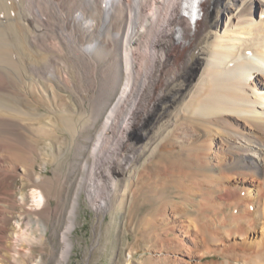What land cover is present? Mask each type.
<instances>
[{
    "label": "bare ground",
    "instance_id": "bare-ground-1",
    "mask_svg": "<svg viewBox=\"0 0 264 264\" xmlns=\"http://www.w3.org/2000/svg\"><path fill=\"white\" fill-rule=\"evenodd\" d=\"M223 1L204 0L195 22L184 9L187 0L0 1L8 12V39H0V50L8 51V62L0 59V131L17 136L30 122L48 125L46 134L54 144L57 126L70 133L73 116L56 105L61 94L48 84L52 79L67 86L70 78L73 90L98 100L113 97L91 159L83 165L82 190L94 211L129 212L139 192L136 163L165 129L192 135L205 121L214 125L222 119L237 149L256 154V161L243 155L228 164L222 154L226 142L213 144L216 134H210L208 142L217 148L201 152L209 172L167 195L149 213L148 225L179 231L175 240L159 232L154 246L183 249L186 258L174 259L181 264H264V139L254 141L250 132L247 137L241 132L242 119L264 129V0ZM42 101L46 112L32 108ZM132 144L139 148L137 155L118 177L113 166ZM9 148L8 155L0 154V202L26 176L42 190L33 193L40 205L42 195L55 189L54 180L28 173L25 157ZM100 189L104 195L99 198ZM79 196L77 192L72 200L61 233L58 264H66L72 251ZM1 206L0 264L11 258L25 264L22 256L31 250L20 241H27L26 236L10 248V216ZM45 211H55L47 201Z\"/></svg>",
    "mask_w": 264,
    "mask_h": 264
},
{
    "label": "rangeland",
    "instance_id": "rangeland-1",
    "mask_svg": "<svg viewBox=\"0 0 264 264\" xmlns=\"http://www.w3.org/2000/svg\"><path fill=\"white\" fill-rule=\"evenodd\" d=\"M207 2L208 0H206ZM223 2L227 3L228 0ZM6 21H8V12L3 11L0 6V30L3 29L0 31V39L2 35L8 39V22ZM7 52L0 50V59L2 60L4 57L3 59L8 62ZM67 80L69 81H67V86L63 85L60 79L57 78L52 79L48 84L52 85L51 87L54 89L56 88L57 90H55L61 94L59 102L58 99L56 101V105L61 104L62 110L69 111L73 116V119L71 118V136L68 128L57 126L58 137L57 140L55 139L54 144L48 134H46L50 126H42L44 130L41 125L33 122H30L32 124L28 123L27 129L25 128L17 136L9 134L8 129L2 130L3 132L0 131V149L2 148L0 154L8 155L9 144V150L18 152L22 154V157H25L28 173L33 176L50 177L54 180L55 185V189L49 195H42V203L37 205L35 202L37 198H35L36 196L33 193L36 191L40 192L41 189L35 188L32 181L28 177L23 176L16 180L14 192L9 195V198L6 197L1 200L0 205H2L3 211H6L10 216L7 222L9 229L7 228L6 232L7 239L12 242L10 248H17L18 243L16 244L13 241L26 236L27 241H20V243H23L24 246L31 250L29 255L22 256L25 264H58L60 261V248L62 247V242H60L61 233L68 221L67 215L72 200L76 193L80 192V203L71 234L73 247L66 264H181L174 261V259L186 258V252L183 249L171 252L173 249L169 247L154 246L155 236L159 232L162 237L165 235L164 238L175 240L179 231L160 229L155 223L148 225L149 215L154 213L153 211L167 195L179 191L184 184L189 185L188 183L198 181V178H203L209 172L210 168H208L207 164L202 163L204 160H202L201 152L215 151L217 147L213 144L226 142V148L222 154L226 156L228 164L238 156L243 155H247L248 159L256 161V154L252 152V155L247 154V149H244V147L237 149L239 146L236 145L238 143H236L235 139L230 140L227 138V133H230L231 130H228L227 127L225 128L224 122L221 121L222 119L219 120L220 124L214 125L210 121L204 122V120H201V123H204L199 129L196 128L199 131L194 128L195 132L192 135L175 128L165 129L162 132L163 135L161 134L160 138L158 136L155 139L147 153L145 152L136 163L135 173L137 177L135 185L138 187L139 192L136 190L138 194L134 197L135 203L133 206L127 207L129 212H126L123 208L122 210L115 209L112 212L98 213L90 207L82 190L84 178L82 176H85L83 165L85 161H90L91 159L92 146L102 127L107 105L110 104L109 102L113 100V97L107 95L103 100H98L91 95H87L88 93L73 90L70 78H67ZM40 103L35 102V107L32 108L42 113L46 112V103L44 101ZM100 103L105 105L103 106L104 108ZM78 115L80 116L78 117ZM52 119L55 121V118ZM211 121L213 122V120ZM244 121L243 119L241 120L245 130L241 132L245 137L250 132V137L254 141L264 139L263 128H260L255 123L253 125L252 121ZM190 127L189 125L188 128L192 129ZM218 130L221 131L219 132ZM238 131L240 133V129ZM166 132L169 133L167 134ZM203 133L204 135H202ZM210 134H218L217 136H212V145L208 142ZM176 135L181 136L176 137ZM186 138L188 140L187 143L185 142ZM222 138H225V141ZM232 138H237V136ZM234 144L236 147H234ZM133 147V144L128 146L123 156L113 166V172L116 176H121L122 172L135 159L139 148ZM169 147L170 149H168ZM230 147L233 150L236 149L237 153L232 152ZM195 148L197 149L194 150ZM185 150L189 152L185 153ZM263 175L262 179L264 180ZM20 181H22V185ZM21 194H24L23 201L19 198ZM101 195H104L103 189L99 191V198L102 197ZM45 201H47L48 206L54 208L53 214H48L49 212L45 211ZM37 221L39 224H37ZM39 233H43V236ZM180 237L178 240L182 242L183 239ZM206 259H211V257H205L204 260ZM6 262L4 263L18 264L17 258H11V262Z\"/></svg>",
    "mask_w": 264,
    "mask_h": 264
}]
</instances>
